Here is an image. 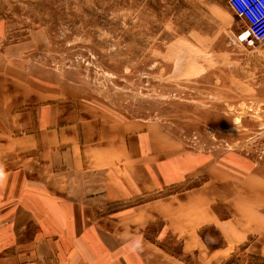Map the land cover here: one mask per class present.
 <instances>
[{
    "label": "rangeland",
    "instance_id": "obj_1",
    "mask_svg": "<svg viewBox=\"0 0 264 264\" xmlns=\"http://www.w3.org/2000/svg\"><path fill=\"white\" fill-rule=\"evenodd\" d=\"M244 26L226 1L0 0V51L37 101L108 109L146 134L163 178L181 179L78 225L101 229L112 208L199 187L248 237L230 264H264V40L241 41ZM14 208L22 220L40 209Z\"/></svg>",
    "mask_w": 264,
    "mask_h": 264
},
{
    "label": "crops",
    "instance_id": "obj_2",
    "mask_svg": "<svg viewBox=\"0 0 264 264\" xmlns=\"http://www.w3.org/2000/svg\"><path fill=\"white\" fill-rule=\"evenodd\" d=\"M5 50L0 51V264L231 263L248 237L236 239L237 225L212 210V199L199 187L112 208L101 217L107 224L101 229L78 225L181 179L163 178V168L147 161L146 134L108 109L37 101ZM22 204L40 209L22 220L14 208ZM3 205L11 206L9 213ZM17 220L35 224L20 229ZM9 222L10 229L4 228ZM212 228L219 245L211 244ZM256 237L264 246V233Z\"/></svg>",
    "mask_w": 264,
    "mask_h": 264
},
{
    "label": "built area",
    "instance_id": "obj_3",
    "mask_svg": "<svg viewBox=\"0 0 264 264\" xmlns=\"http://www.w3.org/2000/svg\"><path fill=\"white\" fill-rule=\"evenodd\" d=\"M235 14L245 26L238 37L253 45L264 40V0H227Z\"/></svg>",
    "mask_w": 264,
    "mask_h": 264
}]
</instances>
